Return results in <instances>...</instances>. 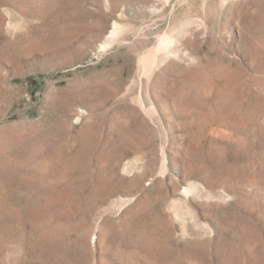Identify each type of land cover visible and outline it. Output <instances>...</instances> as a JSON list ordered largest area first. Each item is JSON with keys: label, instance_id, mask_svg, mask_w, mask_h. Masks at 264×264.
<instances>
[{"label": "rangeland", "instance_id": "obj_1", "mask_svg": "<svg viewBox=\"0 0 264 264\" xmlns=\"http://www.w3.org/2000/svg\"><path fill=\"white\" fill-rule=\"evenodd\" d=\"M0 264H264V0H0Z\"/></svg>", "mask_w": 264, "mask_h": 264}, {"label": "bare ground", "instance_id": "obj_2", "mask_svg": "<svg viewBox=\"0 0 264 264\" xmlns=\"http://www.w3.org/2000/svg\"><path fill=\"white\" fill-rule=\"evenodd\" d=\"M169 42H170V41H169ZM169 42H168V40L166 39V40L163 41L162 44H163V45H167V43H169Z\"/></svg>", "mask_w": 264, "mask_h": 264}]
</instances>
